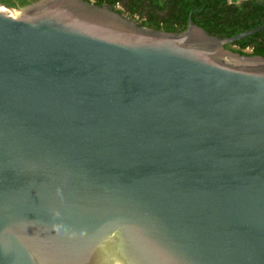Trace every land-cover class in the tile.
I'll list each match as a JSON object with an SVG mask.
<instances>
[{"label":"water","instance_id":"obj_1","mask_svg":"<svg viewBox=\"0 0 264 264\" xmlns=\"http://www.w3.org/2000/svg\"><path fill=\"white\" fill-rule=\"evenodd\" d=\"M262 31L0 3V264H264Z\"/></svg>","mask_w":264,"mask_h":264},{"label":"trees","instance_id":"obj_2","mask_svg":"<svg viewBox=\"0 0 264 264\" xmlns=\"http://www.w3.org/2000/svg\"><path fill=\"white\" fill-rule=\"evenodd\" d=\"M34 0H19L20 7ZM107 1L114 9L118 2ZM129 16H139L140 24L156 30L182 32L187 28L189 16L195 24L205 28L211 35L231 37L264 25V0H175V4L157 0H127ZM11 7L12 0H0ZM121 12V11H120ZM122 13V12H121ZM226 48L242 55H260L264 57V31L248 36Z\"/></svg>","mask_w":264,"mask_h":264},{"label":"flooded vegetation","instance_id":"obj_3","mask_svg":"<svg viewBox=\"0 0 264 264\" xmlns=\"http://www.w3.org/2000/svg\"><path fill=\"white\" fill-rule=\"evenodd\" d=\"M6 2L8 1V0H5ZM13 2H14V6L15 7H20V4H19V0H12ZM86 1H91L92 3H94V4H96V5H101V6H107V5H110V4H108L107 3V1H104V2H102L101 4L100 3H98V0H86ZM158 2H161V4H163L164 2L165 3H168V5H170V4H175V0H157ZM180 1V0H179ZM232 2V0H229V3H231ZM129 4V2L127 1V0H125V1H123V2H118L116 5H115V7H114V9L111 7V5H110V7L113 9V10H115V11H117V12H119V13H121V14H123V15H125V16H127V17H130L131 19H136V21H138L139 23H140V21H139V16H134V17H131V16H129V13L127 12V5ZM121 11V12H120ZM191 16V15H190ZM190 16H189V18H190Z\"/></svg>","mask_w":264,"mask_h":264},{"label":"bare ground","instance_id":"obj_4","mask_svg":"<svg viewBox=\"0 0 264 264\" xmlns=\"http://www.w3.org/2000/svg\"><path fill=\"white\" fill-rule=\"evenodd\" d=\"M1 10L8 11L6 8H1Z\"/></svg>","mask_w":264,"mask_h":264},{"label":"rangeland","instance_id":"obj_5","mask_svg":"<svg viewBox=\"0 0 264 264\" xmlns=\"http://www.w3.org/2000/svg\"><path fill=\"white\" fill-rule=\"evenodd\" d=\"M136 20V19H135Z\"/></svg>","mask_w":264,"mask_h":264}]
</instances>
